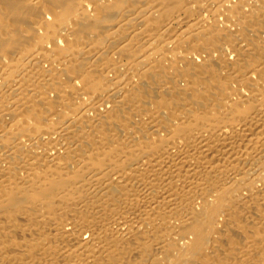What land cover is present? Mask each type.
I'll return each instance as SVG.
<instances>
[{"label": "bare ground", "instance_id": "bare-ground-1", "mask_svg": "<svg viewBox=\"0 0 264 264\" xmlns=\"http://www.w3.org/2000/svg\"><path fill=\"white\" fill-rule=\"evenodd\" d=\"M0 264H264V0H0Z\"/></svg>", "mask_w": 264, "mask_h": 264}]
</instances>
